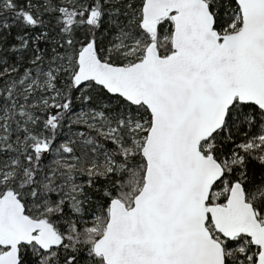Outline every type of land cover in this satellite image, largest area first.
Wrapping results in <instances>:
<instances>
[{"label":"snow or ice","instance_id":"snow-or-ice-1","mask_svg":"<svg viewBox=\"0 0 264 264\" xmlns=\"http://www.w3.org/2000/svg\"><path fill=\"white\" fill-rule=\"evenodd\" d=\"M0 264H264V0H0Z\"/></svg>","mask_w":264,"mask_h":264},{"label":"trees","instance_id":"trees-1","mask_svg":"<svg viewBox=\"0 0 264 264\" xmlns=\"http://www.w3.org/2000/svg\"><path fill=\"white\" fill-rule=\"evenodd\" d=\"M19 34V29L16 28V27H13L11 29V34H8L7 32L4 33V35L2 37H0V41L3 42V46H4V54H7V55H11L9 52H8V48L9 46L14 43V37L16 35Z\"/></svg>","mask_w":264,"mask_h":264}]
</instances>
